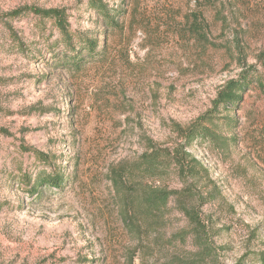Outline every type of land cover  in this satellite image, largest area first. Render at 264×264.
<instances>
[{
    "label": "rangeland",
    "instance_id": "obj_1",
    "mask_svg": "<svg viewBox=\"0 0 264 264\" xmlns=\"http://www.w3.org/2000/svg\"><path fill=\"white\" fill-rule=\"evenodd\" d=\"M97 1L114 23L91 0H0V264H260L264 0ZM201 118L213 139L187 144ZM52 168L62 187L30 191ZM151 187L169 194L158 214Z\"/></svg>",
    "mask_w": 264,
    "mask_h": 264
},
{
    "label": "trees",
    "instance_id": "obj_2",
    "mask_svg": "<svg viewBox=\"0 0 264 264\" xmlns=\"http://www.w3.org/2000/svg\"><path fill=\"white\" fill-rule=\"evenodd\" d=\"M90 8L93 9L96 13L101 15L105 21L109 23H114L115 19V12L113 10H107L102 6V3L97 0H91ZM22 10L15 11L10 13L7 17H18L23 14ZM34 15L40 17L41 19H50L52 20L55 28L59 31L62 42L65 44V47L68 48L69 52L72 54L75 50L73 47V36L68 30V26L65 20V14L63 11L58 10H48V11H34ZM85 49L87 53L91 56L94 54L96 45L92 43V41H88L84 43ZM84 49V47L82 48ZM82 51V50H81ZM75 54V53H74ZM68 59V60H67ZM79 59L78 56L72 55L70 58L65 56L64 63L71 65L73 68L79 66ZM247 78V77H246ZM248 87V82L246 79L238 80V81H231L229 82L221 92H219L217 96V104L218 106L227 107L228 109L231 107H235L240 99V94H243L245 88ZM203 120L201 118L196 124L192 125L188 129H186L183 133L184 141L187 144H190L192 141L201 139V140H212L214 135L212 132L206 128H203L200 122ZM27 151V150H24ZM36 160L42 163H48L49 158L43 156L41 154H34ZM159 159V155H154L148 157V161L145 163H149L150 167L153 171H156L158 168L156 166V161ZM178 165L180 162H177ZM52 165V164H50ZM181 170L184 169L183 165L180 167ZM66 178L64 177L63 173L58 171L55 168H52L50 172L46 173L45 171L39 172L34 180L33 186L30 188V191L37 192L39 188H46V189H54L59 190ZM169 199V194L160 191L158 189L149 188L148 193L144 194L142 198V204L146 209H148L152 214H158L162 211L164 207H166L167 202ZM124 224L128 226L129 224L133 225V220L130 215L126 216L124 219ZM260 264H264V259H259Z\"/></svg>",
    "mask_w": 264,
    "mask_h": 264
}]
</instances>
